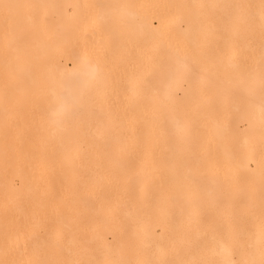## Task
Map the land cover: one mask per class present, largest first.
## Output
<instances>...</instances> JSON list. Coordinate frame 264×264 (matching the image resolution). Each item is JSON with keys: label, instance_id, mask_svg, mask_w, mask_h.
Segmentation results:
<instances>
[{"label": "bare ground", "instance_id": "1", "mask_svg": "<svg viewBox=\"0 0 264 264\" xmlns=\"http://www.w3.org/2000/svg\"><path fill=\"white\" fill-rule=\"evenodd\" d=\"M0 264H264V0H0Z\"/></svg>", "mask_w": 264, "mask_h": 264}]
</instances>
